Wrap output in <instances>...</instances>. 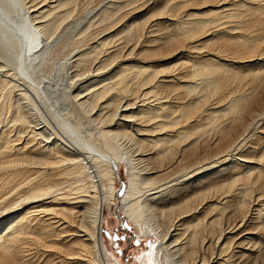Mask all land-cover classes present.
<instances>
[{"label": "bare ground", "instance_id": "1", "mask_svg": "<svg viewBox=\"0 0 264 264\" xmlns=\"http://www.w3.org/2000/svg\"><path fill=\"white\" fill-rule=\"evenodd\" d=\"M260 26L264 0H0V202L32 199L0 264H118L119 164L145 264H264V110L239 73L264 67Z\"/></svg>", "mask_w": 264, "mask_h": 264}, {"label": "rangeland", "instance_id": "2", "mask_svg": "<svg viewBox=\"0 0 264 264\" xmlns=\"http://www.w3.org/2000/svg\"><path fill=\"white\" fill-rule=\"evenodd\" d=\"M195 6V5H193ZM203 5H196L195 8L196 9H192L194 11H204V10H208L207 8L209 7H201ZM263 27V26H262ZM261 26L258 27L257 29H255L254 27V32L257 36V39L255 40V44H257V46L254 44L253 46L259 47L258 43L260 44L261 47H264V27L263 30L260 32H256L257 30H259V28H262ZM259 30V31H260ZM260 39V40H259ZM255 47V48H256ZM262 49V48H259ZM260 51V50H257ZM264 53V50H263ZM51 56L54 57V54H52ZM53 57H50V55H48L45 59V61L47 60L46 64H44V66L48 65L53 59ZM257 56H253L252 58H255ZM251 68L248 69L247 66H241V68L244 70H240L241 72V81L242 82H246L248 80V95H247V103H253V109L257 108V109H262L264 110V77H262L264 74H261L264 71V67L263 68H257V66L253 67L250 66ZM240 68V67H239ZM254 68V69H253ZM43 69H45L43 67ZM247 70H252L254 72V70H256L257 72L253 73L251 71V73H247ZM259 71V72H258ZM258 74V76L256 75V79H255V74ZM248 74V75H247ZM246 75V76H244ZM251 75V76H249ZM244 77V78H243ZM259 77H262L261 79H257ZM251 78V79H249ZM243 79V80H242ZM258 80V82H257ZM251 81V83H250ZM256 81V82H255ZM261 81V82H260ZM255 82V83H253ZM260 82V83H259ZM254 85V86H252ZM251 93V95H250ZM250 95V96H249ZM252 98V100H251ZM251 100V102H250ZM126 169L124 168V166L122 164H119L117 166V169H115V184L117 187V195L115 196V198L112 200L110 207L104 210V213L106 214V221L104 223V226L102 227V239H103V245L106 249V254L108 255V257L113 260L114 262L117 261L118 264H145L143 262V257L144 255L149 251V248L151 246H153L156 243V238L155 237H149V236H142L139 231L137 230V228H135V226L133 224H131L129 221H127L126 217L122 214L119 213L118 209L116 208V204L118 202V197L119 194L122 192L125 184H126ZM21 188L23 186H20ZM20 187H17L15 190L18 191V193L12 192L10 191L9 193H11L10 195L5 194L4 199L5 201L0 202V222H3V220H7L6 218L12 216V215H16L19 213L20 209L22 207H24L25 205H27L31 200L29 198H26V194L28 191L25 188L26 186H24L23 189H21ZM20 188V189H19ZM26 189V192H25ZM14 193V194H13ZM13 194V195H12ZM7 195V197H6ZM19 198V199H18ZM8 199V200H7ZM29 199V200H28ZM14 200H17L14 203ZM6 202V203H5ZM12 202L14 203L13 205ZM4 203V204H3ZM6 207V208H5ZM140 234V235H139ZM29 237V236H28ZM21 244H23L22 246L26 249L24 250L25 252H27L29 255H38L36 253L41 252V248H44L42 244H38L40 245V247H35L33 245V243H29V241L27 243L22 242ZM28 245V246H27ZM33 245V246H32ZM37 245V246H38ZM30 246V250L28 249V247ZM37 249V250H36ZM40 249V250H39ZM54 249V248H51ZM64 249V248H63ZM63 249H61V251H64ZM38 251V252H37ZM45 251V250H43ZM42 251V252H43ZM60 251V252H61ZM33 253V254H32ZM35 253V254H34ZM34 257V256H32Z\"/></svg>", "mask_w": 264, "mask_h": 264}]
</instances>
